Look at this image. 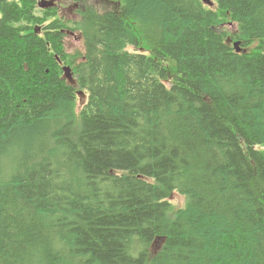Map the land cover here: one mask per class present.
<instances>
[{"label":"trees","instance_id":"16d2710c","mask_svg":"<svg viewBox=\"0 0 264 264\" xmlns=\"http://www.w3.org/2000/svg\"><path fill=\"white\" fill-rule=\"evenodd\" d=\"M112 7L0 0V264H264V0Z\"/></svg>","mask_w":264,"mask_h":264},{"label":"rangeland","instance_id":"374dc122","mask_svg":"<svg viewBox=\"0 0 264 264\" xmlns=\"http://www.w3.org/2000/svg\"><path fill=\"white\" fill-rule=\"evenodd\" d=\"M45 1L59 5L61 12L66 18L77 19L79 18L78 10L84 6H87L88 4H92L97 10L103 11L104 9L110 8V4H112L113 6L112 8H114L116 6V3H118L120 0H108V2L103 0H82V1L45 0ZM205 3H209L208 5H211L210 1H206ZM68 34L69 35H66L64 38L66 51L71 52L74 51L75 49L77 51L79 46L81 48H84V42L82 39L79 42V38L76 35H72V33H68ZM169 200L175 206H180L183 203L184 197L180 195L177 191H173L172 195L169 197Z\"/></svg>","mask_w":264,"mask_h":264},{"label":"water","instance_id":"95a60500","mask_svg":"<svg viewBox=\"0 0 264 264\" xmlns=\"http://www.w3.org/2000/svg\"><path fill=\"white\" fill-rule=\"evenodd\" d=\"M235 44H237V43H235ZM66 70H67V69L65 68V74H66L67 76H69V74L67 73ZM68 79H69V77H68Z\"/></svg>","mask_w":264,"mask_h":264},{"label":"flooded vegetation","instance_id":"af4514ba","mask_svg":"<svg viewBox=\"0 0 264 264\" xmlns=\"http://www.w3.org/2000/svg\"><path fill=\"white\" fill-rule=\"evenodd\" d=\"M72 35H76V36H78L79 34H78L77 32H74V33H72Z\"/></svg>","mask_w":264,"mask_h":264},{"label":"bare ground","instance_id":"6f19581e","mask_svg":"<svg viewBox=\"0 0 264 264\" xmlns=\"http://www.w3.org/2000/svg\"><path fill=\"white\" fill-rule=\"evenodd\" d=\"M28 32H32V31H28ZM71 33V32H70ZM235 45H237V44H235ZM10 169V168H9Z\"/></svg>","mask_w":264,"mask_h":264}]
</instances>
